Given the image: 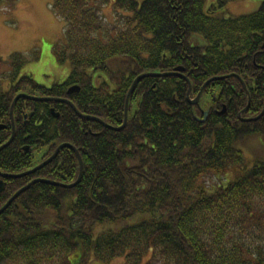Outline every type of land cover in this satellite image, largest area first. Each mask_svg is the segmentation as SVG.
I'll return each mask as SVG.
<instances>
[{
	"label": "trees",
	"instance_id": "trees-1",
	"mask_svg": "<svg viewBox=\"0 0 264 264\" xmlns=\"http://www.w3.org/2000/svg\"><path fill=\"white\" fill-rule=\"evenodd\" d=\"M110 1L116 12L107 22L99 8ZM230 1L53 0L64 31L52 52L69 64L66 79L46 87L20 75L22 52L0 58L9 67L0 73V123L8 124L0 145L11 136L18 92L67 97L80 113L119 126L138 75L176 67L184 75L140 78L118 130L63 102L16 101L0 171L32 168L53 141L72 144L83 171L73 187L32 183L0 213V264H264V160L248 162L240 147L252 135L264 140V112L251 119L264 106V0L249 14L216 15ZM210 78L189 103L188 87L194 98ZM71 85L80 90L68 95ZM78 172L75 152L63 147L33 173L4 178L0 207L32 179L68 184ZM211 175L219 182L207 183ZM134 214L138 221L119 228L98 225Z\"/></svg>",
	"mask_w": 264,
	"mask_h": 264
},
{
	"label": "rangeland",
	"instance_id": "rangeland-1",
	"mask_svg": "<svg viewBox=\"0 0 264 264\" xmlns=\"http://www.w3.org/2000/svg\"><path fill=\"white\" fill-rule=\"evenodd\" d=\"M215 0H206V7ZM53 0H15L11 4L0 6V58L8 60L13 52H22L26 63L20 75L28 74L41 85L50 87L55 82H62L69 74V64H60L52 52V46L63 38L64 23L57 18L52 10ZM99 0H90V6L98 5ZM260 0H233L216 12L220 17L239 16L249 14L259 8ZM99 12L103 19L112 22L115 17V8L112 1L102 4ZM128 15L126 12L119 11ZM35 55H39L38 59ZM9 67L1 66L0 73ZM245 159L251 163L255 158L264 160V140L260 136L252 135L240 146ZM40 154V153H39ZM36 153L34 161L39 159ZM230 178L219 184L225 185ZM207 183H217L214 176L206 178ZM139 214L131 215L126 219L113 222H103L100 228H119L140 219ZM110 264H124L123 258L114 259Z\"/></svg>",
	"mask_w": 264,
	"mask_h": 264
},
{
	"label": "water",
	"instance_id": "water-1",
	"mask_svg": "<svg viewBox=\"0 0 264 264\" xmlns=\"http://www.w3.org/2000/svg\"><path fill=\"white\" fill-rule=\"evenodd\" d=\"M264 46V45H263ZM183 71V68L182 67H176L174 68L172 71L170 72H147V73H142L140 75H138L132 82V85L131 87L129 88L128 92H127V95H126V98H125V108H124V120H123V123L119 126H113V125H110V124H107L105 123L103 120H101L100 118L98 117H95V116H91V115H84L82 113H80L76 107L74 106V104L68 100V99H65V98H59V97H39V96H33V95H28L26 93H18L13 101H12V104H11V108H10V113H12V108L15 104V102L17 101V99H19L20 97H23V98H29V99H33V100H54V101H63V102H66L68 103L73 109L74 111L80 115L81 117H85V118H90L92 120H96L98 122H100L103 126L105 127H108V128H111L113 130H118L120 128H122L125 123H126V120H127V109H128V101H129V95L135 85V83L142 77H145V76H166V75H179L181 77H184V75H182L180 72ZM186 78V77H185ZM215 78H210L208 79L204 84L203 86L201 87V89L199 90V92L197 93V95L194 97V98H190L189 97V93H190V86L188 87V90H187V100L189 101V103L191 104H197L198 103V100H199V96H200V93L202 91V88L204 87L205 84H207L209 81L213 80ZM80 90V86L79 85H71L68 87L67 89V93H73V92H78ZM248 102H249V97H248ZM247 107V106H246ZM245 107V108H246ZM222 111H224V108L222 109ZM264 112V106H263V109L262 111L255 117L251 118V119H256L258 118L259 116L262 115V113ZM51 113L54 115V116H58V112H55L53 108H51ZM204 116L206 117L207 116V112L205 111L204 112ZM243 120H250V118H246V119H243ZM3 127V125H0V128ZM14 137V125H13V128H12V133H11V136L9 137V139L4 142L3 144L0 145V150L2 148H4L5 146H7L13 139ZM63 147H68V148H71L76 156H77V159H78V163H79V172H78V176L76 178V180L72 183H68V184H63V183H60V182H56V181H53V180H48V179H43V178H35V179H32L30 182H28L26 185L22 186L21 188H19L17 191H15L12 196L10 198H8V200L0 207V213L13 201V199L18 196L21 192H23L24 190H26L32 183L36 182V181H44V182H48V183H51V184H57V185H61V186H64V187H73L74 185H76L81 177H82V171H83V164H82V159L80 157V154L78 152V150L70 143H67V142H64V143H61L59 144L55 150L53 151V153L47 157L45 160L41 161L39 164H37L36 166L28 169V170H25L23 172H20V173H9V172H2L0 171V178H6V177H20L22 175H26V174H30V173H33L34 171H36L37 169L43 167L44 165H46L47 163L51 162L57 155V153L59 152L60 149H62ZM4 186H5V183L3 182L2 179H0V191H2L4 189Z\"/></svg>",
	"mask_w": 264,
	"mask_h": 264
},
{
	"label": "flooded vegetation",
	"instance_id": "flooded-vegetation-1",
	"mask_svg": "<svg viewBox=\"0 0 264 264\" xmlns=\"http://www.w3.org/2000/svg\"><path fill=\"white\" fill-rule=\"evenodd\" d=\"M51 87V86H50ZM69 87V86H68ZM68 87L66 88V90H65V92H66V94H71V93H67V89H68ZM18 93H24V92H18ZM17 93V94H18ZM16 94V95H17ZM26 94H28V95H33V96H39V97H60V96H53V95H40V94H29V93H26ZM23 98V97H22ZM61 98H65V99H68L67 97H61ZM14 99V98H13ZM26 99H29V98H26ZM18 100V99H17ZM29 100H33V99H29ZM13 101V100H12ZM47 101H54V100H48L47 99ZM58 102H61V101H58ZM63 102V101H62ZM16 103V102H15ZM63 103H66V102H63ZM11 104H12V102H11ZM66 104H68V103H66ZM15 105V104H14ZM14 107V106H13ZM10 108H11V105H10ZM49 108V111H50V113H51V108H53V106H50V107H48ZM74 110V109H73ZM76 113V112H75ZM33 114V112L32 111H28V112H24L22 115H23V123L24 124H27L28 122H29V120H28V117L29 116H31ZM52 114V113H51ZM83 114V113H82ZM53 115V114H52ZM58 115H59V113H58ZM78 115V114H77ZM84 115H89V114H84ZM54 116V115H53ZM80 118H82V119H90V118H85V117H81L80 115H78ZM55 117H57V116H55ZM9 119H10V121H9V127H10V129H11V133H12V128H13V125H14V133H15V121H14V117H13V108H12V113H10V110H9ZM90 120H92V119H90ZM42 120H39L38 122L37 121H35V125L36 126H39V125H41L42 124V122H41ZM94 121H96V120H94ZM98 122V121H97ZM100 123V122H99ZM101 124V123H100ZM0 125H3V127H1V128H8V124H7V121L6 122H4V123H0ZM0 128V129H1ZM108 128V127H107ZM61 144V143H60ZM51 145H53L54 146V148H53V150L50 152V154L48 155V156H46V158L47 157H49L52 153H53V151L55 150V148L59 145V144H56L54 141L51 143ZM30 147H29V145H24V146H22V149L23 150H28ZM41 149H43V148H41ZM41 149H40V151L38 152V153H40L41 154V156H43L44 154H45V150L44 151H41ZM60 151V150H59ZM58 154V153H57ZM46 158H44V159H46ZM43 159V160H44ZM42 160V161H43ZM37 162H35V164H36ZM34 164V165H35ZM3 172V171H2ZM0 179H2L3 180V182L5 183V181H4V178H0Z\"/></svg>",
	"mask_w": 264,
	"mask_h": 264
},
{
	"label": "bare ground",
	"instance_id": "bare-ground-1",
	"mask_svg": "<svg viewBox=\"0 0 264 264\" xmlns=\"http://www.w3.org/2000/svg\"><path fill=\"white\" fill-rule=\"evenodd\" d=\"M38 164H39V163H38ZM36 165H37V164H36ZM36 165H35V166H36ZM33 167H34V166H33ZM37 170H38V169H37Z\"/></svg>",
	"mask_w": 264,
	"mask_h": 264
}]
</instances>
